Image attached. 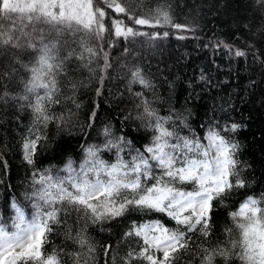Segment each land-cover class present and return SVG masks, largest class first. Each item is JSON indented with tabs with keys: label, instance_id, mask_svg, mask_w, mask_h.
<instances>
[{
	"label": "trees",
	"instance_id": "obj_1",
	"mask_svg": "<svg viewBox=\"0 0 264 264\" xmlns=\"http://www.w3.org/2000/svg\"><path fill=\"white\" fill-rule=\"evenodd\" d=\"M118 2L126 8L125 14H114L101 0H93L94 8L106 11L102 38L81 31L65 34L60 40L59 55L64 57L70 51L75 55L57 77L58 102L45 104L53 117L46 124L34 121L27 102L12 99L25 94L24 81L30 77L16 58L31 65L36 53L0 49V224L14 230L13 202L30 220L38 200L32 194L42 187L36 182L40 176L45 172L53 177L67 176L69 163L79 173L90 146L109 165L118 157L130 161L137 151L143 153L157 134L155 118L145 114L147 106L156 116L171 117L164 124L170 131L195 135L207 143L203 137L209 126H215L226 139L238 144L236 171L245 187L234 188L222 201H213L209 235L192 233L189 250L179 253L174 264H201V249L229 253L227 260L216 255L213 264H241L232 255L239 251L232 248V242L240 239L236 227L240 220L234 222L230 213L238 211L248 196L264 197V5L256 0ZM158 10L167 12L170 24L160 18L159 25L140 26L128 19L144 18L155 25ZM114 18L148 35L116 38ZM172 24L186 25L187 29H176ZM164 32L169 35L163 36ZM156 33L160 36L152 38ZM80 40L83 45L75 42ZM237 50L245 55L236 56ZM137 70L149 87L134 80ZM38 94L43 95V90ZM34 99L35 95H30V100ZM232 124L239 127L231 131ZM105 128L110 129L109 135L104 134ZM36 134L42 139L33 164H28L22 145L25 138ZM109 141L116 146L105 147ZM230 179L235 182V177ZM183 188L192 190L191 185ZM60 207L67 211L58 214L61 223L52 226L41 249L44 256L55 254L59 264H127L128 253L139 251L143 244L140 237L125 235L134 225L160 221L169 229L178 227L171 218L154 211L130 210L121 217L93 223L82 210L78 212L71 205ZM259 207L264 209V202ZM261 216L264 218V213ZM81 233L87 241L83 247L68 238ZM132 264L146 262L133 260Z\"/></svg>",
	"mask_w": 264,
	"mask_h": 264
},
{
	"label": "snow or ice",
	"instance_id": "obj_2",
	"mask_svg": "<svg viewBox=\"0 0 264 264\" xmlns=\"http://www.w3.org/2000/svg\"><path fill=\"white\" fill-rule=\"evenodd\" d=\"M101 3L114 14L126 13V8L118 0H101ZM256 3L264 5V0H256ZM105 16L103 8L93 7V0H0V49L36 53L31 65L16 58L30 77L24 81L25 94L12 99L27 102L37 124H46L53 119L45 104L58 102L55 99L59 92L57 77L64 72L65 62L75 55L70 51L61 57L60 40L65 34L75 35L81 31L102 38ZM158 17L155 25L144 18L129 16L128 19L140 26L159 25L160 18L164 24L171 23L167 12L158 10ZM112 27L116 38L148 35L125 26L119 18L112 19ZM172 27L187 29L181 24H172ZM168 35L163 33L165 37ZM159 36L160 33H156L152 38ZM75 42L84 43L83 40ZM86 50L95 55L93 49ZM235 55L244 56L245 53L237 50ZM109 66L105 54L104 67ZM133 77L145 87L150 86L139 70L133 73ZM41 89L43 95L38 94ZM33 94L35 99L31 101L30 95ZM144 111L155 118L157 134L153 136L152 143L145 146L143 153L137 151L130 161L118 157L117 162L109 165L99 159L97 149L90 146L79 173H75L69 163L67 176L53 177L47 172L40 176L36 182L42 187L32 194L38 200L33 204L35 212L30 220L25 219L24 211L15 202L12 203L16 211L12 224L14 230L8 231L5 225L0 224V264H59L55 254L44 256L41 249L52 226L61 223L58 214L67 211L66 207H60L62 205H71L78 212L82 210L93 223L121 217L130 210L163 213L175 221L178 226L175 229H169L160 221L134 225L125 235L140 237L143 244L139 251L128 253L127 264H132L133 260L146 264H174L179 253L189 250L192 233L198 231L202 236L209 235L213 201H222L234 188L245 187L236 171L238 161L234 156L238 144L226 139L215 126H209L203 137L207 143L195 135L182 136L164 126L171 117L156 116L147 106ZM238 127L237 124L230 126L231 131ZM104 134L109 135L110 129L105 128ZM173 138L175 142H172ZM41 139L39 134L25 138L23 156L28 164H33ZM120 139L123 141L122 137ZM113 146L116 145L111 141L105 145ZM89 174H92V179ZM230 177H235L234 183ZM184 185H191L192 190L185 191ZM262 202L264 197L258 200L248 196L238 211L230 213L234 222L240 220L236 224L240 239L232 242V248H239V251L232 255L241 264H264V218L261 216L264 209L259 207ZM68 238L82 247L87 244L82 233ZM201 251L204 253L201 264H213L216 255L225 260L229 258V253L223 250Z\"/></svg>",
	"mask_w": 264,
	"mask_h": 264
}]
</instances>
